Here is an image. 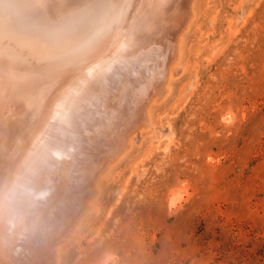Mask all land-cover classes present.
Wrapping results in <instances>:
<instances>
[{
  "label": "bare ground",
  "instance_id": "6f19581e",
  "mask_svg": "<svg viewBox=\"0 0 264 264\" xmlns=\"http://www.w3.org/2000/svg\"><path fill=\"white\" fill-rule=\"evenodd\" d=\"M195 16L196 0H0V264H57L153 126Z\"/></svg>",
  "mask_w": 264,
  "mask_h": 264
},
{
  "label": "rangeland",
  "instance_id": "374dc122",
  "mask_svg": "<svg viewBox=\"0 0 264 264\" xmlns=\"http://www.w3.org/2000/svg\"><path fill=\"white\" fill-rule=\"evenodd\" d=\"M187 28L57 264H264V0H196Z\"/></svg>",
  "mask_w": 264,
  "mask_h": 264
},
{
  "label": "clouds",
  "instance_id": "9594fccd",
  "mask_svg": "<svg viewBox=\"0 0 264 264\" xmlns=\"http://www.w3.org/2000/svg\"><path fill=\"white\" fill-rule=\"evenodd\" d=\"M21 181H22V177L16 178V180L13 182L12 189L8 193L9 197H15L18 194V191L19 192L24 191V185Z\"/></svg>",
  "mask_w": 264,
  "mask_h": 264
}]
</instances>
